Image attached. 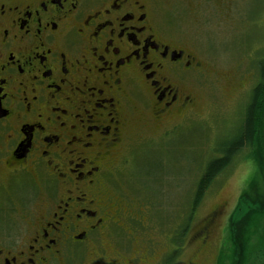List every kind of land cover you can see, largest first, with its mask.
Masks as SVG:
<instances>
[{
  "label": "flooded vegetation",
  "instance_id": "flooded-vegetation-1",
  "mask_svg": "<svg viewBox=\"0 0 264 264\" xmlns=\"http://www.w3.org/2000/svg\"><path fill=\"white\" fill-rule=\"evenodd\" d=\"M163 3L0 0V264L152 255L113 169L128 163L140 124L194 110L203 68Z\"/></svg>",
  "mask_w": 264,
  "mask_h": 264
},
{
  "label": "rangeland",
  "instance_id": "rangeland-1",
  "mask_svg": "<svg viewBox=\"0 0 264 264\" xmlns=\"http://www.w3.org/2000/svg\"><path fill=\"white\" fill-rule=\"evenodd\" d=\"M162 15L202 62L201 82L191 86L198 102L176 121L140 124L128 163L113 169V188L137 207L139 229L149 228L140 239L154 243L145 264L168 258L165 264H264V130L234 157L188 221L204 165L240 126L257 80L264 0H164ZM233 81L244 82L236 92L228 86ZM140 112L135 116L142 118ZM123 229L121 239L130 240ZM135 246L130 240L128 248Z\"/></svg>",
  "mask_w": 264,
  "mask_h": 264
},
{
  "label": "trees",
  "instance_id": "trees-1",
  "mask_svg": "<svg viewBox=\"0 0 264 264\" xmlns=\"http://www.w3.org/2000/svg\"><path fill=\"white\" fill-rule=\"evenodd\" d=\"M256 71L257 80L250 90L248 102L244 104L240 126L234 135L223 141V145L218 146L219 155L207 161L196 182L188 221L191 220L214 181L230 166L234 157L241 150L251 148L256 142L258 143L260 133L264 130V58L258 61ZM260 169L264 175L263 164ZM173 251L178 252L176 247H173Z\"/></svg>",
  "mask_w": 264,
  "mask_h": 264
}]
</instances>
